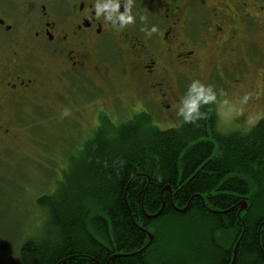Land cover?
<instances>
[{"label": "trees", "instance_id": "obj_1", "mask_svg": "<svg viewBox=\"0 0 264 264\" xmlns=\"http://www.w3.org/2000/svg\"><path fill=\"white\" fill-rule=\"evenodd\" d=\"M106 125L36 199L43 235L0 264H264V117L228 131L201 103L177 127L141 114Z\"/></svg>", "mask_w": 264, "mask_h": 264}, {"label": "flooded vegetation", "instance_id": "obj_2", "mask_svg": "<svg viewBox=\"0 0 264 264\" xmlns=\"http://www.w3.org/2000/svg\"><path fill=\"white\" fill-rule=\"evenodd\" d=\"M110 2L0 0V134L8 141L5 150L14 149L23 133L27 100L34 101L51 80L91 81L108 50L114 53L108 60L118 66L128 63L138 103L117 110L118 93L107 94L89 82L103 92L94 93L99 101L91 110L97 123L83 149L113 116L123 122L141 114L152 122L183 123V101L197 94L190 91L193 80L212 86L217 122V104L243 101L246 108L231 123L238 128L223 129L245 127L239 124L246 111L264 102V0H119V13L134 18L123 26L118 19L106 21L104 13L97 17L94 5Z\"/></svg>", "mask_w": 264, "mask_h": 264}, {"label": "rangeland", "instance_id": "obj_3", "mask_svg": "<svg viewBox=\"0 0 264 264\" xmlns=\"http://www.w3.org/2000/svg\"><path fill=\"white\" fill-rule=\"evenodd\" d=\"M106 55L109 56L104 59V66L90 74L91 81L78 77L63 82L51 80L34 101H26L21 121L23 133L14 149L5 150L8 141L0 134V262H7L14 255L8 253L16 251L20 237L38 239L43 235L47 216L36 199L54 193L71 164L79 158L84 138L90 136L97 123L96 112L91 110L92 103L99 101L94 93L99 94L102 89L107 94L117 92V110L138 103L137 83L128 63L118 66V62L108 60L114 56L112 50ZM89 82L102 89L93 88ZM108 104L115 102L110 100ZM245 108L243 101L229 107L217 104L218 125L224 129L238 128L231 123L236 122L235 117ZM65 109L69 112L67 116L63 115ZM263 114L264 102L247 110L239 124L245 127L240 129L249 130ZM119 120L113 116L106 119L105 125L117 127L123 122ZM153 124L165 129L177 127L181 122L154 119ZM103 134L98 132L94 139Z\"/></svg>", "mask_w": 264, "mask_h": 264}, {"label": "clouds", "instance_id": "obj_4", "mask_svg": "<svg viewBox=\"0 0 264 264\" xmlns=\"http://www.w3.org/2000/svg\"><path fill=\"white\" fill-rule=\"evenodd\" d=\"M94 8L97 17H99L101 13H104V19L106 21L112 19L115 23V20L118 19L119 21H121V26L132 23L134 19L132 15L128 14V12L119 13V0H111L110 3L103 4L96 3L94 5ZM109 8L111 9V11L107 12L106 10ZM151 31L155 32L156 28L153 27ZM197 84H200L199 88L196 87ZM190 91H195L197 94L185 99L183 101L184 107L180 109V113L183 115L184 121L186 123L191 122L192 113L198 110V107L201 103L208 104L216 99L215 93L212 92V86H205L198 80L192 81ZM63 115H69L67 109L64 110Z\"/></svg>", "mask_w": 264, "mask_h": 264}, {"label": "water", "instance_id": "obj_5", "mask_svg": "<svg viewBox=\"0 0 264 264\" xmlns=\"http://www.w3.org/2000/svg\"><path fill=\"white\" fill-rule=\"evenodd\" d=\"M238 205H239V209H238V212L237 213L239 215V213L247 207V202H246L245 199H242V200H240L238 202ZM162 207H163V205L161 206V208H160V210L158 212H156L155 214L149 215V217H151V218L156 217L159 214V212L161 211ZM184 209H185V207L184 208H181V209H178L177 208V210H179V211H184ZM244 230H245V227H243V231H242V233H241L238 241L240 240L242 234L244 233ZM146 233H147V236H148V241H147V243L139 251H142V250L146 249L148 246H150L154 242V239H155L154 238V234L151 231H148V230H146ZM238 241H237V243H238ZM233 259H234V256H233Z\"/></svg>", "mask_w": 264, "mask_h": 264}, {"label": "bare ground", "instance_id": "obj_6", "mask_svg": "<svg viewBox=\"0 0 264 264\" xmlns=\"http://www.w3.org/2000/svg\"><path fill=\"white\" fill-rule=\"evenodd\" d=\"M239 206V205H238ZM239 208V207H238Z\"/></svg>", "mask_w": 264, "mask_h": 264}]
</instances>
